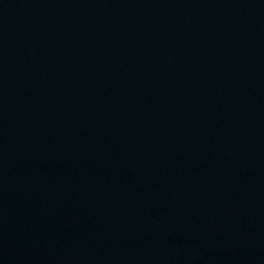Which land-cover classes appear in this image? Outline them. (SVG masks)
I'll return each mask as SVG.
<instances>
[{
    "label": "water",
    "instance_id": "1",
    "mask_svg": "<svg viewBox=\"0 0 264 264\" xmlns=\"http://www.w3.org/2000/svg\"><path fill=\"white\" fill-rule=\"evenodd\" d=\"M0 264H264V0H0Z\"/></svg>",
    "mask_w": 264,
    "mask_h": 264
}]
</instances>
